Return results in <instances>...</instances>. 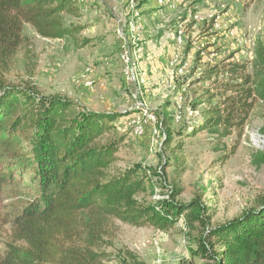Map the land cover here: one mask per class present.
<instances>
[{"label": "rangeland", "instance_id": "obj_1", "mask_svg": "<svg viewBox=\"0 0 264 264\" xmlns=\"http://www.w3.org/2000/svg\"><path fill=\"white\" fill-rule=\"evenodd\" d=\"M78 1L82 16L73 21L87 23L89 28L73 38L47 39L26 24V40L12 60L7 79L14 85L34 87L40 102H73L75 115L81 118L97 113L122 115L113 123V134L97 139L101 144L121 140L109 173L138 170L147 182L138 194L140 201L153 205L171 201L185 210L167 232L113 220L112 236L96 250L101 256L99 264H133L135 260L216 264L213 254L223 246L214 229L240 221L264 198V99L255 93L244 124L232 128L231 134L207 130L194 134L193 125L202 124L210 95L225 91L233 81L222 72L210 80L201 76L214 67L223 69L229 63L256 59L257 66L250 64L247 74L252 75L250 85L255 90L261 87L264 0H180L176 18L165 22L176 24L178 33L182 31L181 43L175 34L181 50L179 64L169 76L172 86L159 91L160 85L152 82L147 69L144 77L138 68L139 61H144L142 48L132 45L130 49L133 42L125 41V37L132 38L131 31L128 36L121 31L118 35L113 9L122 0ZM151 1L153 5L173 3ZM121 41L125 42L122 47ZM237 82L244 83L242 78ZM151 115L154 118L146 120L141 130V122ZM20 123L17 129L23 127ZM29 172L28 166L17 170L0 198V242L8 235L9 226L3 224L7 207L15 208L28 198ZM196 204L200 213L193 210Z\"/></svg>", "mask_w": 264, "mask_h": 264}, {"label": "trees", "instance_id": "obj_2", "mask_svg": "<svg viewBox=\"0 0 264 264\" xmlns=\"http://www.w3.org/2000/svg\"><path fill=\"white\" fill-rule=\"evenodd\" d=\"M81 11L78 0H0V198L17 170L28 166L31 184L24 202L7 207L3 224L9 230L0 242V264H99L96 250L112 236L113 220L167 232L185 212L171 201L158 205L140 201L138 194L147 182L138 170L109 173L121 140L101 144L97 139L113 134V123L122 115L81 118L75 115L73 102H40L34 87L7 79L26 40V24L43 38H73L89 28L73 21ZM250 64L257 66L256 59L204 72L203 80L222 72L233 81L225 91L210 95L202 124L193 125L194 134L204 130L231 134L232 128L244 124L255 93L264 99V83L257 90L250 85ZM19 121L21 129L16 128ZM193 210L201 212L198 204ZM213 234L223 246L213 254L216 264H264V198L243 219L220 225Z\"/></svg>", "mask_w": 264, "mask_h": 264}, {"label": "crops", "instance_id": "obj_3", "mask_svg": "<svg viewBox=\"0 0 264 264\" xmlns=\"http://www.w3.org/2000/svg\"><path fill=\"white\" fill-rule=\"evenodd\" d=\"M169 2L171 0L165 3ZM121 3L120 1H116L113 9L118 16V18L114 19L115 26L118 28L119 37V31L127 35L128 30H130L132 38L125 37V41H129L128 45L131 44L130 42H133L130 49H132V45H134V48H142L144 61L143 63L139 61L138 64L141 74L146 77L143 74V70L147 69L148 75L150 74L149 76L152 78V82L160 85L156 89L157 91L169 87L166 86L170 85L169 76L173 75V66L179 64L178 61L181 54L179 53V45L175 41V34L179 31L178 27L176 24H172L173 26L167 24L176 18L175 12L181 4L180 0H173L171 5H159L157 3L153 5L151 0H144L142 3L135 0H122ZM156 21L159 22L157 25ZM165 22L168 23L165 24ZM133 25H137V30L133 31L131 28ZM165 27L167 28L166 30ZM125 29L126 33L123 31ZM178 40L182 42V39L178 38ZM139 41L142 42L138 44ZM124 43L121 41L120 46L122 47Z\"/></svg>", "mask_w": 264, "mask_h": 264}, {"label": "built area", "instance_id": "obj_4", "mask_svg": "<svg viewBox=\"0 0 264 264\" xmlns=\"http://www.w3.org/2000/svg\"><path fill=\"white\" fill-rule=\"evenodd\" d=\"M122 35H123V32H122ZM179 43H181V42L179 41ZM126 46H127V45H126ZM126 52H127V47H126ZM127 59H128V56H127ZM131 76H132V81H134V80H133L132 65H131ZM151 118H154L153 115H151V117H146V119L143 121V123L141 122V130L144 131V126H145L146 120H151Z\"/></svg>", "mask_w": 264, "mask_h": 264}, {"label": "bare ground", "instance_id": "obj_5", "mask_svg": "<svg viewBox=\"0 0 264 264\" xmlns=\"http://www.w3.org/2000/svg\"><path fill=\"white\" fill-rule=\"evenodd\" d=\"M159 1V3H165V2H167L168 0H158ZM181 33H178V38L179 39H182V31H180Z\"/></svg>", "mask_w": 264, "mask_h": 264}]
</instances>
